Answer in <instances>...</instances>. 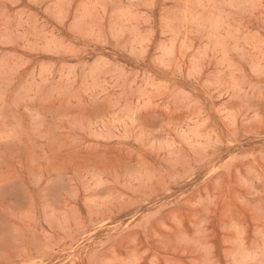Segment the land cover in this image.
I'll list each match as a JSON object with an SVG mask.
<instances>
[{"label":"rangeland","instance_id":"rangeland-1","mask_svg":"<svg viewBox=\"0 0 264 264\" xmlns=\"http://www.w3.org/2000/svg\"><path fill=\"white\" fill-rule=\"evenodd\" d=\"M0 264H264V0H0Z\"/></svg>","mask_w":264,"mask_h":264}]
</instances>
